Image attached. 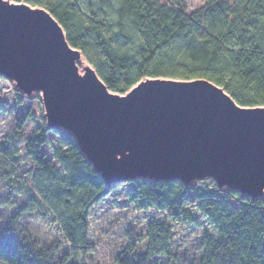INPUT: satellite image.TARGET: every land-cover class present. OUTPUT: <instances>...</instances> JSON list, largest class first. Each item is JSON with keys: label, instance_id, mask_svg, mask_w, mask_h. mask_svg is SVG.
I'll return each mask as SVG.
<instances>
[{"label": "trees", "instance_id": "16d2710c", "mask_svg": "<svg viewBox=\"0 0 264 264\" xmlns=\"http://www.w3.org/2000/svg\"><path fill=\"white\" fill-rule=\"evenodd\" d=\"M15 1L45 11L112 94L124 95L145 78L205 80L239 107L264 108V0H207L191 14L186 0ZM28 118L0 150L2 171L17 165ZM50 132L61 146L54 160L66 174L54 184L56 169L41 155ZM24 151L50 181L47 189L35 187L36 196L63 214L60 231L69 251L20 239L16 222L31 212L29 200L0 230V264H83L91 252L90 210L113 194L153 212L139 220L142 228L126 229L113 264H264V200L180 181L137 179L106 188L75 137L57 128L35 131ZM2 171L0 181L12 177Z\"/></svg>", "mask_w": 264, "mask_h": 264}, {"label": "water", "instance_id": "95a60500", "mask_svg": "<svg viewBox=\"0 0 264 264\" xmlns=\"http://www.w3.org/2000/svg\"><path fill=\"white\" fill-rule=\"evenodd\" d=\"M75 57L48 15L0 5V75L42 91L48 124L68 125L106 188L207 178L251 197L264 190V108L239 107L205 80L145 82L117 98L81 79Z\"/></svg>", "mask_w": 264, "mask_h": 264}, {"label": "rangeland", "instance_id": "374dc122", "mask_svg": "<svg viewBox=\"0 0 264 264\" xmlns=\"http://www.w3.org/2000/svg\"><path fill=\"white\" fill-rule=\"evenodd\" d=\"M0 3L6 4L3 5L6 7L22 5L33 12H42L48 15L42 9L31 8L28 5L17 3L15 0H0ZM206 3L207 0H186V13L191 14L200 10ZM71 52L76 55L74 64L77 75L83 80L98 81L99 78L95 71L84 60L81 53L72 49ZM145 82L190 83V81L145 78L124 95L107 92L109 95L117 98H127L141 83ZM18 98L21 99V102H19ZM25 116L29 118L21 131L22 139L17 145L14 155L17 159V165L10 166V164H7L9 167L2 171V163L0 161V172L7 173L6 175H12L11 178L7 176V178L0 181V230L30 200L34 202V205L30 208L31 212L24 213L16 222L17 233L20 239L34 242L39 249H51L52 251L59 252V254L60 252L61 254H65L69 251V247L64 243V237L60 231L59 223V215L61 214V218L64 216L60 211L55 214L50 206L43 203L36 196L37 192L35 187L40 185L43 189H47L50 181L31 160L26 159L24 147L26 142L30 140L32 134L44 126L57 128L63 132L72 134L71 130L67 124H59L58 127H52L48 124L43 94L40 89L28 91L22 85L18 84L17 81L0 75V150L7 147L14 139L16 124ZM59 148L61 146L57 138L50 132L47 135V143L41 150V155L46 161L52 162L56 169L57 176L54 181H51V184H54V182H57L58 179L66 175L61 170L58 162L54 160L55 150ZM119 159L123 160L124 158L121 156ZM2 178L0 177V180ZM191 183L199 184L200 186L216 185V182L207 178L193 179L189 182V184ZM221 188L225 190L231 189L227 187ZM242 194L246 195L244 193ZM32 196H34V199ZM252 198L264 200V190L258 195L252 196ZM145 215L149 218L153 217V212L150 210L145 213L137 211L133 205L127 204L120 194L108 196L102 203L91 209L88 234L89 249L91 252L83 260V264H113L115 256L125 243L124 236L126 229L138 230L141 227L139 220Z\"/></svg>", "mask_w": 264, "mask_h": 264}, {"label": "bare ground", "instance_id": "6f19581e", "mask_svg": "<svg viewBox=\"0 0 264 264\" xmlns=\"http://www.w3.org/2000/svg\"><path fill=\"white\" fill-rule=\"evenodd\" d=\"M117 159L120 161L119 157H118ZM120 162L122 163V162H123V160H121Z\"/></svg>", "mask_w": 264, "mask_h": 264}, {"label": "snow or ice", "instance_id": "6c2138e0", "mask_svg": "<svg viewBox=\"0 0 264 264\" xmlns=\"http://www.w3.org/2000/svg\"><path fill=\"white\" fill-rule=\"evenodd\" d=\"M0 5H6V4H0Z\"/></svg>", "mask_w": 264, "mask_h": 264}]
</instances>
